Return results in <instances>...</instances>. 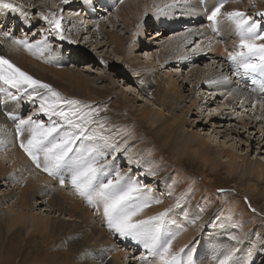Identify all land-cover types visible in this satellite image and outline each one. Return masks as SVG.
<instances>
[{"label": "rangeland", "instance_id": "rangeland-1", "mask_svg": "<svg viewBox=\"0 0 264 264\" xmlns=\"http://www.w3.org/2000/svg\"><path fill=\"white\" fill-rule=\"evenodd\" d=\"M82 1L90 2L87 4L89 9L82 5ZM143 1L145 5H149V9L143 14V20L134 23L133 28L130 30L116 17L114 11L116 7L113 8L112 2L109 0H67V2L65 0H47V5L52 10L50 13H45L37 1L22 0L25 6L20 5L14 11L11 10L5 14L3 19H0V29L5 33H11L12 37L19 40L26 39L31 47L26 50L17 44H11L6 51V59L10 61L14 55L18 54H21L24 58L27 57L26 59L29 60V67L26 69L28 74L29 71L35 73L33 76L31 73L30 75L35 79L38 77L39 81L50 85L52 91L61 92L66 96V101L69 103L76 101L77 103H70L71 106L65 112L71 114L79 111L84 119L81 120L80 117L70 116L74 122L72 125L75 126L77 121L81 122L86 135L92 133L91 131L95 130V123L99 122L102 131L98 132V137L96 138L101 140V144H104L109 149L107 151H112L111 155H113H104V157L107 156L104 160L107 161L114 158V165L119 162V168L124 169L125 175L130 178V181H128L129 185H137L138 198H143V196L146 198L147 195V198L154 196L160 199V204L162 205L160 208L161 214L164 216L166 214H175L177 217L186 215L184 219L189 220L190 218L192 223H195L194 225L200 228V232L205 237L217 235V233L219 235L221 232L230 243L233 242L237 245L242 241L243 245H249L254 242V239H257L261 243L262 249H264V191L257 180L245 177L239 178L237 171H230L227 165L230 155L225 152V150H229L234 157V162L239 163L243 158L245 161L259 160L264 164V138L257 134L254 135L253 130H242L236 121H226L225 125L231 124V129L226 130L216 126L220 124V122H217L218 120L216 122L210 120L212 124H205L208 121L206 117L202 118L199 113H193L189 115L185 133L187 137L195 135L196 139L191 141V144L187 145L184 150H181V146H175L173 150L168 146L164 147L162 139L155 131L156 123L150 124L149 120L140 121L137 111L145 106L147 115L152 120H157L160 110L165 115L169 113L167 110H162V101L160 99H154L150 96L149 89H146L145 92L142 91L139 83L133 79L131 71L122 66L123 62L125 59L135 55L148 66L147 70L161 69L169 71L181 89L183 105L187 107L190 104V97H198L197 105L201 108L204 115L211 117L219 110L222 112L233 110V114H242L246 120L251 119L258 122L261 119L259 122L264 128V113L259 117L256 113H253L250 106H236L235 109L226 108V104L222 103L220 98L216 99V101L211 100L208 102L209 105L206 106L205 98H209L211 94L204 92L205 88L201 87L187 95V84L189 81L187 67L184 64L177 65L176 63L170 65L159 64L156 58L153 57V52L159 48L158 45L163 43V41L172 39L175 33L180 36L185 35L184 30L179 29L177 32L172 31L171 33L162 34L159 31V25L168 18H164V13L160 12L158 7L152 9V0ZM157 1L159 2L160 0ZM201 1L203 3L208 2V0ZM251 1L222 0L221 4H233L232 9L238 6L240 12L247 14L245 19L259 21L257 32H264V17L257 15L256 6ZM214 3L218 4V0L211 1L213 7ZM245 3L247 4L246 10L243 9V4ZM158 5L160 6V4ZM27 7H30V9ZM86 10L93 11L94 17L96 16L95 18L104 22L107 31L115 30L123 37L126 41L125 50L122 52L117 51L113 46L107 44V36L105 34L96 33L92 28H89ZM149 10H151L150 13L148 12ZM173 11H176V9ZM204 12L206 13L208 10L205 9ZM227 14L228 12H225L223 17L227 16ZM109 15L115 18L117 25L112 26L109 23L107 20ZM54 16L61 17V27L64 30L63 38L65 40H60V32L56 31L53 23H46V21H52ZM223 17H220V20L215 22L214 25H216V28H219V25H223V28L232 27L231 30L226 32L227 34L223 36L219 32L212 31L204 43H200V40L193 38L187 44L179 45L176 48L178 58L181 61L189 60L193 62L199 55L202 58L194 63V65L196 64L195 66L200 69L213 67V70L217 69L218 71L221 70L220 61L224 62V59L226 65L228 64L233 69V73L235 71L238 74L240 81L248 84L255 91L258 88L260 92L264 93V72L257 71L244 74V69L237 62L228 59L230 53L239 51L228 47L226 45L227 39L240 37V33L234 20L230 21L231 25L225 26ZM160 20L162 21L161 23L159 22ZM80 22L82 23L81 25ZM69 26L70 29H68ZM82 26L83 31L81 30ZM43 39L51 44L50 52H41L36 46ZM142 40L148 43L144 48L138 46ZM84 44H87L86 48L78 46ZM58 47L63 49L61 56L57 57L58 60L65 61L67 68L75 69L86 80L85 86L88 89L87 93L85 92V101L79 98L80 94L72 91L69 87L71 81L61 75V67L55 64L53 58L56 56L55 51ZM215 47L220 48L223 52L218 55H210L208 49ZM184 52L188 56L184 55ZM105 59H108L109 61L107 62H110L111 65H106ZM214 59L218 60L217 67H215L216 64L212 65V60ZM251 62L260 63L258 58H253ZM116 65L121 66L116 67ZM225 72L226 70H223L222 74H225ZM225 75L227 78H232V73L231 75ZM256 78H260L259 81ZM84 88L83 90H85ZM0 98L2 100V97ZM128 99L132 100L133 107L126 103ZM32 109L31 105H25L16 120H24L29 117L36 118ZM84 114L88 115L85 117ZM39 118L44 120L41 116ZM55 120H59V125L64 121L62 118L57 119V117ZM106 132H113L115 135L110 137ZM16 137L9 141V144L13 143V146H17L19 140L17 135ZM200 139L205 140L206 145L201 151L208 147L209 155L204 153V151L198 154V145L195 142H199ZM118 141L119 144L117 143ZM128 151L137 154V158H130L129 162L126 157L128 156ZM214 158L215 160H213ZM41 162L45 167L46 161L42 159ZM152 163H154V169L151 168ZM30 164L31 162H28L27 166H32ZM4 165L6 166V164ZM55 177L51 178V182L55 180ZM253 186L255 187L253 188L254 191L250 189ZM68 188L72 189V187ZM8 192L12 194L10 197L7 196V202L6 200L0 202V215H15L7 207V205L10 206L12 204L10 202L14 199V189L12 190L7 183L0 185L1 197L4 198ZM76 195L74 197L77 200L84 202L85 196L80 198L79 194ZM86 205L87 207L89 206V210L101 228H104L109 236L115 238L113 242L116 248L120 250L122 244H124L123 241L126 240L115 237L113 229H108L105 226L106 217L103 214H99L87 202H85ZM26 215L29 218L32 215L57 217V212H51L45 204H36L34 208L27 209ZM25 226V223L21 226V234L26 238ZM4 231L6 230L4 229ZM4 231L3 233L1 232L3 237L6 236ZM196 235L193 242L199 243L202 240V235H198V233ZM128 241L127 247L125 244L123 245V247H126L125 250H127V256L122 259L123 264H155L151 257H148L146 262L137 259L142 251L136 252L138 250L132 249L135 243ZM193 242L188 245L186 254L192 251ZM37 247L38 245L34 247L35 249L28 248L27 253H23V258H19L20 256L17 255L13 258L11 254H7L4 257V261L6 264H8V261H10L9 264H17L18 262V264H46L49 261H45L44 258L52 257L53 247ZM18 248L20 247L16 248V253L17 251L19 252ZM197 249L198 247L193 249V254L196 253ZM61 253H64L63 248L55 250V253H53L58 258L57 262L63 258ZM181 253L184 255L183 252ZM261 257L262 261L257 262V264H264V255ZM72 258L71 264H74L76 259H74L75 257ZM132 259L137 260L132 263ZM204 261L206 262V260ZM49 263H52V261ZM61 264L69 263L63 262ZM181 264L189 263L183 262Z\"/></svg>", "mask_w": 264, "mask_h": 264}, {"label": "bare ground", "instance_id": "bare-ground-1", "mask_svg": "<svg viewBox=\"0 0 264 264\" xmlns=\"http://www.w3.org/2000/svg\"><path fill=\"white\" fill-rule=\"evenodd\" d=\"M30 1H37L42 6L45 13H50L52 11L47 5V0ZM109 1L112 2L113 8L116 7L114 9L116 17H118L123 25L130 30L133 28L134 23L143 20V14L149 9V5H145L143 0ZM156 1L157 0H152V9L158 7L159 11L164 13V18H168L164 23H161V20L159 21L161 23V25H159L160 23L158 24L160 26L159 31L163 34L171 33L172 31L177 32L179 29H183L185 33V35L181 36L178 35V33H175L174 37L172 35V39L163 41V43L158 45L159 48L153 52V57L156 58L159 64H184L187 67L189 77L187 95H190L193 90L199 89L200 87L205 88L204 92L211 94L209 98L206 96V98L204 97L206 106L209 105L208 102L211 100L216 101V99L220 98L221 102L226 104V108L235 109L236 106H250L253 113H256L260 117L261 114L264 113V93L260 92L258 88L257 91H255L252 87L250 88L248 84L240 81L238 74L235 73V71L233 73V69L229 67L228 64L226 65L223 58H220L223 59L224 62L220 61L221 70L218 71L217 69L213 70V67L200 69L195 66L196 64L194 65V63L202 58L199 55L193 62L189 60H184L186 61L184 62L178 58V53L176 54V48L179 45L183 46L193 38H197L201 41L200 43H204L207 41L209 38L208 35H210L212 31L219 32L223 36L224 34H227L226 32L231 30L232 27L223 28V25H219V28H216L214 23L218 22L220 20L219 18L223 17L225 12L239 11V7L237 6L232 9L233 4H221L222 0H218V4L214 3V7L211 4L212 0H208V2L206 1L204 3L201 0ZM251 2L256 6L257 13L264 12V0H252ZM4 3H10L14 5L15 8L20 7V5L25 6V3L22 2V0H4ZM82 3L86 9H89L87 4L90 2L82 1ZM158 4H160V6ZM217 6H220L221 8L217 19L215 21L208 20L207 17L211 15V12ZM243 6V9L246 10L247 4L245 3ZM27 8L30 9V7ZM175 9L176 11H173ZM205 9H207L208 12L205 13ZM9 11H11V9L4 8L0 5V19H3L5 14ZM148 12L150 13L151 10ZM93 14V11L90 10L86 12L89 28H92L96 33L105 34L107 36V44L113 46L117 51L122 52L125 50L126 41L123 37L115 30L107 31L104 22L95 18L96 16L94 17ZM180 14L181 16H179ZM53 19L60 21V28L56 29V31L60 32V40H65V38H63L64 30L61 27V17L54 16ZM223 19L225 26L231 25L230 21L232 19L227 16H224ZM107 20L112 26L117 25V21L113 16L109 15ZM46 23L50 22L46 21ZM81 24L82 23L80 22V25ZM68 29H70V26ZM81 30L83 31V26ZM240 38L241 37L227 39L228 42H226V45L240 51ZM17 40L19 39L12 37L11 33H8L6 36L5 32L0 29V56L6 58V51L11 44H17L22 49L23 47L26 50L30 49V45H20L15 42ZM43 40L36 46L41 52H50L51 44L47 40ZM257 43H264V40L261 42L257 41ZM147 45L148 43L143 42V40L138 44L140 48H144ZM78 46L86 48L87 44ZM62 52V47H58L55 51L56 56L53 58L54 62L61 67V75H63L65 79L71 81L69 87L72 91L76 94H80L79 98L85 101L86 98L84 96L88 89L87 86H85L86 80L82 78L75 69L67 68L65 61L58 60L57 57H60ZM208 52L210 55H218L223 51H221L220 48L215 47L209 48ZM184 55H187V53L184 52ZM13 57L10 62L27 73L28 71H26V69L29 67V60L26 59L27 57L24 58L21 54L14 55ZM107 61L109 60L105 59L106 65H111V63H108ZM215 61V59L212 60V65L216 64L215 67H217L218 60L216 63ZM119 66L121 65H116V67ZM122 66L131 71L133 79L135 82L139 83L143 92H145L146 89H149L152 98L160 99L162 101V110L168 111L169 114L165 115L160 110L158 112L159 115L157 120L150 119L145 110V106L144 108H139L137 111L138 119H140V121L149 120L150 124L156 123L155 131L162 139L164 147L168 146L173 150V147L181 146V150H184L187 145L191 144V141L196 139L195 135L187 137L185 133V127L188 125L189 115H192L193 113H199L202 118L206 117L208 121L205 122V124H212L210 123V120H213V122L218 120L217 122H220V124H217L216 126L220 128L222 127L226 130L231 129L230 123L225 125L226 121H236L242 130H253L254 135L257 134L264 138V128L259 122L261 119H259L258 122L252 121L251 119H248V121L242 114H233V110L225 112L219 110L211 117L209 115H204L201 108L197 105L199 98L193 96L190 97V104L185 107L181 98V89L177 85L176 79H173V75L169 71H163L161 69L147 70L148 66L135 55L125 59ZM223 70H226L225 74L231 75L232 73V78H227L225 74H222ZM30 73L32 76L35 75V73L29 71V75ZM260 78H256V80L259 81ZM36 80L40 79L37 77ZM255 85L257 86V84ZM0 88L4 89V91H0V97H2V100H0V185L7 183L12 190L14 189V199L12 201L10 199V203L12 204L10 206L7 205V207L12 214H15L11 216L0 215V256L2 258L0 264H6L4 257L7 254H11L13 258L16 255L20 256L19 258H23V253H27L28 248L33 249L36 245H38L37 248L45 246H47V248L53 247L51 253L52 257L49 258L48 256L47 258H44L45 261H52V263L47 262L46 264H61L63 262L71 264L72 257H75L74 259H76V261L74 260V264H123L122 259L127 256V250L125 249L129 243L128 240L135 243L132 249H135V251L138 250L136 252H139L140 250L142 251L137 259L146 262L147 258L151 257L155 264H165L166 261H171L173 257H175L176 264H181L183 262L189 263V254L192 256V264H221V262H224V264H257V262L262 261L261 256L264 255V249H262L260 246L261 243L257 239H254V242L249 245H243V241L237 245L233 242L230 243L221 232L219 235L217 233V235L205 237L204 234L200 232V228L194 225L195 223L193 224L190 218L189 220L184 219L186 215L177 217L175 214H166V216H161L160 208L162 205L160 204V199L154 196L147 198V195L146 198L143 196V198H137L134 201L136 205L146 204L147 206L143 207L142 211H140L133 219L148 220L151 217L159 216V220L151 222L153 225H158L159 227L155 239H151L149 235H140L136 238H133L132 236H120L113 229L115 237L126 240L123 241L126 247H123L124 244H122V248L118 250L113 242L115 238L109 236L105 229L101 228L89 210V206H85V202H87L88 205L93 206L95 208L94 210L99 214L104 215L103 202L94 198L93 202L89 203L86 197L84 198V202L77 200L74 197L76 193L80 195V198H83L84 196L81 195L71 184L70 173L66 166L62 164L60 167L52 169V174H50L48 171L44 170L45 167L41 162L42 159L45 160L43 152H37L36 159L34 160L33 157L21 147V144L27 145L28 139L31 136V130L35 126L25 124L21 126L19 131L17 130V125L22 119L16 120V118L20 116L25 105L29 104L33 108L32 112L36 118L33 117L32 120L36 123L43 122L45 126H48L55 121L58 124L59 120H55V118L57 117V119H61V117L53 112L47 114L42 113L40 111V105L47 100L49 104L56 105L57 111L65 112L71 106V104L66 101V96L59 91H55L59 94V97L55 98L52 96V91H49L48 89L37 88L34 92L32 89L26 87L11 88L2 82H0ZM83 88L85 90H83ZM12 96H15L16 99H12ZM126 101L128 105L130 104V106L133 107L132 100L128 99ZM34 106H36V108H34ZM39 116L43 117L44 120L39 118ZM94 129V131H91L92 133L87 135L84 131L85 137L74 143V152L69 154V162L74 160L82 152L91 149L92 154L97 157V164L104 166L98 174L97 187L99 183H107L108 179H113L115 181L117 173H119L121 177L120 187H129L130 185L128 181H130V178L125 175L126 173L124 169L119 168V162L114 165V158H111L110 160L108 159L107 161L104 160L106 159L105 157H107H104V155H111L112 151H107L109 149H107L104 144H101V140L96 138L98 137V132L100 133V131H102L99 122L95 123ZM69 132L74 135H79V130L76 129L75 126L62 121L60 128L53 134V142L64 137L65 133ZM15 133L19 140L17 146H13V143L9 144V141H12L13 138H17ZM106 133L109 134L108 136L110 137L115 135L113 132ZM87 137H91V139H88ZM251 140L253 139L251 138ZM197 142L195 143L198 145V154L204 151V153L209 155L208 147L201 151V149L206 146L205 140L203 141L200 139V141ZM117 143L119 144V141ZM225 152L230 155V160L227 163L229 170L237 171V176L239 178L245 177L247 179L253 178L254 180H257L264 191V164L259 160L245 161L243 158L239 163L234 162V157L229 150H225ZM126 157L130 162V158H137V154L128 151V156ZM213 160H215V158ZM28 162H31L30 165L32 166L28 167ZM37 163H39V167L37 166ZM4 164H6V166ZM48 166L51 168L50 163ZM151 168H155L154 163L151 164ZM51 176H56L55 180H52V182ZM61 178L64 179L63 185L60 183ZM67 187H72V189H67ZM253 188L255 187L253 186L250 189L254 191ZM11 194L8 192L4 198L0 196V202L6 200L7 196L10 197ZM7 201L8 200H6V202ZM36 204H45L51 212H57V217L32 215L29 218L26 215L27 209L34 208ZM24 223L26 225V238L21 234V226ZM104 223L108 228L107 218ZM4 229L6 231H4ZM3 231L6 234L4 237L1 234ZM197 233L198 235H202V240L199 243H194L193 240L196 238ZM192 242L194 244L191 247L192 251H189L186 254L187 247L189 244H192ZM146 244L148 245L147 247L145 246ZM169 244L171 247L165 254L164 249L168 247ZM17 247L20 248H18L19 252L17 251L16 253L15 251ZM196 247H198V251L196 250V253L193 254V249ZM61 248L64 249V253H61L63 258L57 262L56 260L58 258H56L53 253H55V250L57 251ZM181 252H183L184 255ZM162 254H164V259H161ZM26 257L28 256L26 255ZM137 259H132V263ZM204 260H206V262ZM126 261L128 260L126 259ZM9 262L10 261H8V264Z\"/></svg>", "mask_w": 264, "mask_h": 264}, {"label": "snow or ice", "instance_id": "snow-or-ice-1", "mask_svg": "<svg viewBox=\"0 0 264 264\" xmlns=\"http://www.w3.org/2000/svg\"><path fill=\"white\" fill-rule=\"evenodd\" d=\"M67 2V0H65ZM0 5L4 8L15 10V6L10 3H4V0H0ZM220 6L215 7L207 18L210 21H215L220 13ZM246 13L240 11L229 12L227 16L236 22V27L240 33L239 48L241 51L236 53H230L228 59L237 62L240 67L244 69V74L255 73L257 71L264 72V43H257V41L264 40V32H257L259 27V21H250L245 19ZM258 16L264 17V12L258 13ZM56 27L60 28V21L53 19L50 21ZM7 36L8 33H5ZM18 44L28 45V41L17 40ZM246 50V51H244ZM253 58H258L260 63L251 62ZM0 82L11 88L26 87L32 89L34 92L37 88L48 89L52 91L51 86L42 83L39 80L34 79L28 73L22 71L16 65L11 63L4 56H0ZM0 91H4L0 88ZM52 96L59 97V94L52 91ZM16 99L15 96L11 97ZM31 98V97H30ZM70 103H77L71 101ZM40 111L44 114L53 112L59 115L66 123L73 124V120L70 116L81 117L79 111L71 114L64 111H57L55 104H49L47 100L41 103ZM88 114H84L86 117ZM35 125L31 130V136L28 139L27 145L21 144L26 152L33 159H36L37 152H43L46 165L44 170L52 174V169L60 167L62 164L66 166L70 173L71 184L80 192L81 195L88 199L89 203L93 202V199H97L103 202L104 215L107 218V226L109 229H114L120 236H132L136 238L140 235H149L151 239H155L156 233L159 231L158 225H153L151 222L159 220V216L151 217L148 220H134L133 218L142 211L143 207L147 205H136L134 201L137 196V185L133 184L127 188L120 187L121 177L117 173L115 181L108 179L107 183H99L97 187L98 174L101 172L103 165L97 164V157L92 154V150L89 149L82 152L74 160L69 162V154L74 152V143L85 137L83 131V125L81 122H75V128L79 130V135L73 133H65L64 137L53 142V134L57 132L60 125L55 121L52 124L45 126L43 122L36 123L29 117L27 120H21L17 125V130L21 129L22 125ZM91 139V137H87ZM50 145V146H49ZM51 164V168L48 164ZM39 167V163H37ZM61 185L64 184V179L60 180ZM161 216L163 214H160ZM148 246L147 244L145 245ZM171 245L164 249L166 254ZM161 259H164V254L161 255ZM189 264H192V256H188ZM165 264H176L175 257L171 261H166ZM224 264V262H221Z\"/></svg>", "mask_w": 264, "mask_h": 264}]
</instances>
